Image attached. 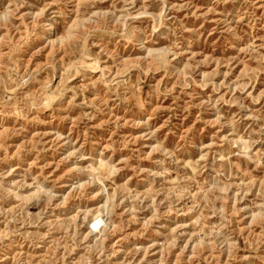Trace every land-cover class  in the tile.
I'll return each instance as SVG.
<instances>
[{
  "label": "rangeland",
  "instance_id": "1",
  "mask_svg": "<svg viewBox=\"0 0 264 264\" xmlns=\"http://www.w3.org/2000/svg\"><path fill=\"white\" fill-rule=\"evenodd\" d=\"M0 264H264V0H0Z\"/></svg>",
  "mask_w": 264,
  "mask_h": 264
},
{
  "label": "bare ground",
  "instance_id": "2",
  "mask_svg": "<svg viewBox=\"0 0 264 264\" xmlns=\"http://www.w3.org/2000/svg\"><path fill=\"white\" fill-rule=\"evenodd\" d=\"M51 65V64H50ZM105 165V164H104ZM106 166V165H105ZM104 168V167H103ZM102 168V169H103ZM112 170L111 168L109 167V165H107V167L105 169H103L102 172H104V174H102V176H108L107 174L110 173Z\"/></svg>",
  "mask_w": 264,
  "mask_h": 264
}]
</instances>
